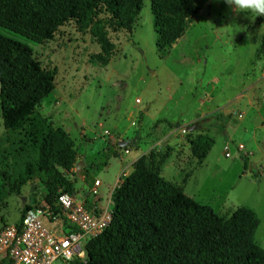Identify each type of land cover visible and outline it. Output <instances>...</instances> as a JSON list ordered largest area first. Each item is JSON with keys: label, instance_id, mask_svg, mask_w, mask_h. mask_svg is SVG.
Returning a JSON list of instances; mask_svg holds the SVG:
<instances>
[{"label": "rangeland", "instance_id": "rangeland-1", "mask_svg": "<svg viewBox=\"0 0 264 264\" xmlns=\"http://www.w3.org/2000/svg\"><path fill=\"white\" fill-rule=\"evenodd\" d=\"M151 2L144 0L130 30L105 26L108 16L100 14L113 53L106 66L87 18L66 23L41 45L18 38L57 75L53 93L20 128L5 129L0 111V233L21 221L26 206L49 200L54 187L39 176L44 162L75 182L91 205L97 198L84 186L102 181L99 197L111 209L117 177L129 176L146 156L163 180L160 191L166 184L182 189L227 217L253 211L258 221L246 222L243 237L264 249V16L236 14L224 0H211L188 16L180 39L161 49ZM217 114L231 120L225 134L205 130L215 145L199 162L190 143L197 134L184 130ZM128 140L136 146L117 148ZM69 147L85 163L76 180L66 171Z\"/></svg>", "mask_w": 264, "mask_h": 264}, {"label": "trees", "instance_id": "trees-1", "mask_svg": "<svg viewBox=\"0 0 264 264\" xmlns=\"http://www.w3.org/2000/svg\"><path fill=\"white\" fill-rule=\"evenodd\" d=\"M210 1L152 0L157 46L170 48L183 35L188 16L198 14ZM143 4L144 0H0V111L5 129L20 128L55 89L56 70L46 72L31 47L19 39L41 45L66 23L87 18L103 49L98 61L106 66L113 53L105 26L116 31L130 30ZM102 13L108 20L101 27L98 23ZM230 120V116L217 114L201 120L196 131L186 133L197 134L190 140L195 159L204 161L215 145L205 130L213 127L225 134ZM117 148L122 149L119 143ZM115 153L113 157L118 158ZM67 157L66 171L76 180L78 176L71 169H76L79 162L71 147ZM247 168L245 161L244 169ZM39 176L43 184L54 187L47 201L51 206L60 191L76 193L75 182L46 162L40 166ZM20 182L17 179L15 187L19 188ZM162 183L154 161L140 157L133 172L111 195L109 226L87 242L86 263L71 264H264V249L254 237H243L246 222L256 219L253 211L240 208L230 217L219 215L182 189L166 184L167 191H160ZM85 199L89 209L94 205L101 210L106 207L96 200L91 205L89 197ZM239 247L241 252L237 253Z\"/></svg>", "mask_w": 264, "mask_h": 264}, {"label": "built area", "instance_id": "built-area-1", "mask_svg": "<svg viewBox=\"0 0 264 264\" xmlns=\"http://www.w3.org/2000/svg\"><path fill=\"white\" fill-rule=\"evenodd\" d=\"M237 149L245 152L244 145ZM230 156L227 152L226 157ZM120 183L118 179L116 187ZM100 186L96 180L90 194L98 196ZM111 219L108 207L101 210L94 205L89 209L86 199L60 191L52 206L46 201L35 204L24 211L18 224L0 233V264L86 263L87 242L100 235Z\"/></svg>", "mask_w": 264, "mask_h": 264}, {"label": "clouds", "instance_id": "clouds-1", "mask_svg": "<svg viewBox=\"0 0 264 264\" xmlns=\"http://www.w3.org/2000/svg\"><path fill=\"white\" fill-rule=\"evenodd\" d=\"M233 13L264 16V0H224Z\"/></svg>", "mask_w": 264, "mask_h": 264}, {"label": "water", "instance_id": "water-1", "mask_svg": "<svg viewBox=\"0 0 264 264\" xmlns=\"http://www.w3.org/2000/svg\"><path fill=\"white\" fill-rule=\"evenodd\" d=\"M0 90H1V84H0ZM197 127H198V123H196L194 126H188V127H186V130L188 132H193V131H196L197 130ZM136 143H137L136 140H128V141L120 142L119 143V146L121 148H125V147L129 146L130 144L136 145ZM84 167H85V163L84 162H79L77 164V167H76V175L78 177L81 176V172H82V170H83Z\"/></svg>", "mask_w": 264, "mask_h": 264}, {"label": "crops", "instance_id": "crops-1", "mask_svg": "<svg viewBox=\"0 0 264 264\" xmlns=\"http://www.w3.org/2000/svg\"><path fill=\"white\" fill-rule=\"evenodd\" d=\"M118 176H119V174H118ZM96 180H99V179H96ZM117 180H118V177H117ZM116 180V181H117ZM100 181V180H99ZM101 182V186L99 187V190H100V188H102V186H103V183H102V181H100ZM111 188V187H110ZM110 188L109 189H107V193H108V191L110 190ZM84 189H86L87 191L89 190H91L92 188L90 187V186H88V185H85L84 186ZM102 196V195H101ZM99 197V198H97L96 199V201H98V203H99V205H107L109 202H108V199H107V197H105V199H104V195L102 196V197ZM105 200V201H104Z\"/></svg>", "mask_w": 264, "mask_h": 264}]
</instances>
